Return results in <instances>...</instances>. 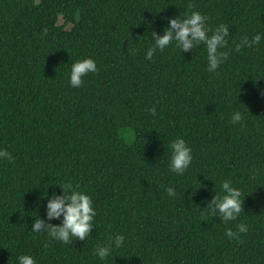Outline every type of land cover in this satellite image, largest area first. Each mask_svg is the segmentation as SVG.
Here are the masks:
<instances>
[{"label": "trees", "instance_id": "obj_1", "mask_svg": "<svg viewBox=\"0 0 264 264\" xmlns=\"http://www.w3.org/2000/svg\"><path fill=\"white\" fill-rule=\"evenodd\" d=\"M191 11L229 27L216 73L203 45L145 59L151 31ZM256 32L264 0H0V148L14 157L0 161V264H264V40L235 50ZM84 57L98 71L73 88L70 65ZM177 136L193 156L181 175L168 169ZM225 179L244 199L227 223L200 212ZM57 184L92 197L87 241L30 231ZM241 222L248 231L229 239ZM117 233L123 245L101 261L95 246Z\"/></svg>", "mask_w": 264, "mask_h": 264}, {"label": "clouds", "instance_id": "obj_2", "mask_svg": "<svg viewBox=\"0 0 264 264\" xmlns=\"http://www.w3.org/2000/svg\"><path fill=\"white\" fill-rule=\"evenodd\" d=\"M167 24L163 27V34L151 31L152 44L146 49L145 59L151 60L157 50L163 52L171 46L182 50L183 53L189 52L197 46L203 45L206 49L207 71L216 73L217 69L229 56L226 49L228 37L230 36L229 27L221 23L214 29L207 25L208 17L199 11H191L168 17ZM264 40V32H256L251 38L245 36L235 45V50L239 51L242 47H253L259 45ZM52 53V52H51ZM98 71L96 61L91 57H84L74 60L70 65L68 73V83L73 88H79L83 84V77ZM155 115L156 108L152 106L148 109ZM244 120V115L239 110H234L230 116V123L240 124ZM170 154L168 169L177 175H181L189 168L193 156L192 149L182 136L172 139L169 144ZM14 157L4 148H0V161L12 162ZM59 185V184H57ZM62 191L48 192V186L40 194V200L45 201L41 206L45 209V216L42 218L38 214L35 217L30 231L33 233H46L50 239L69 243L75 240L87 241L92 229L95 227L94 218L96 209L92 197L78 186L71 184L59 185ZM169 196H175L174 187L165 189ZM211 200L205 201V208L201 214H209L219 217L225 223L236 221L242 211L243 200L242 192L238 187L233 186L229 179L220 183V191L215 192ZM58 220L59 223H51ZM248 226L246 223H237L235 230L231 227L225 228V235L229 239H239L240 234L246 233ZM124 235L110 234L107 244H98L94 248V255L101 261L107 260L113 249H119L124 242ZM15 264H36V260L29 254L17 256Z\"/></svg>", "mask_w": 264, "mask_h": 264}, {"label": "rangeland", "instance_id": "obj_3", "mask_svg": "<svg viewBox=\"0 0 264 264\" xmlns=\"http://www.w3.org/2000/svg\"><path fill=\"white\" fill-rule=\"evenodd\" d=\"M59 22L61 23V22H63V18L62 17H60V20H59Z\"/></svg>", "mask_w": 264, "mask_h": 264}]
</instances>
